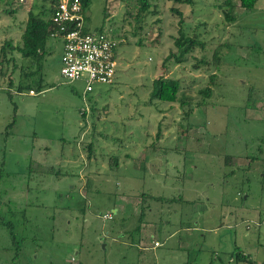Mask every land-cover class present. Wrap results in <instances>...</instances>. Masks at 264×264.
I'll return each mask as SVG.
<instances>
[{
    "label": "rangeland",
    "instance_id": "obj_1",
    "mask_svg": "<svg viewBox=\"0 0 264 264\" xmlns=\"http://www.w3.org/2000/svg\"><path fill=\"white\" fill-rule=\"evenodd\" d=\"M223 1L89 0L85 25L122 40L113 83L82 101L59 38L26 79L34 63L2 47L42 1L0 0V264L264 263V0H231L233 22ZM179 30L202 47L175 62ZM157 77L175 101L149 98Z\"/></svg>",
    "mask_w": 264,
    "mask_h": 264
},
{
    "label": "built area",
    "instance_id": "obj_2",
    "mask_svg": "<svg viewBox=\"0 0 264 264\" xmlns=\"http://www.w3.org/2000/svg\"><path fill=\"white\" fill-rule=\"evenodd\" d=\"M34 0H18L19 3ZM50 7V19L55 25L51 37L61 41L59 74L66 82L82 81V101L96 85H111L115 75V50L122 40L105 29L86 28L80 0H44ZM30 94L33 91H28ZM104 220L110 213L101 215ZM160 243L154 242L153 246Z\"/></svg>",
    "mask_w": 264,
    "mask_h": 264
},
{
    "label": "trees",
    "instance_id": "obj_3",
    "mask_svg": "<svg viewBox=\"0 0 264 264\" xmlns=\"http://www.w3.org/2000/svg\"><path fill=\"white\" fill-rule=\"evenodd\" d=\"M35 2H41L38 11L35 13L32 11V7H30L26 13L25 20L21 26L20 31V43L16 46H12L10 43H3L4 47H8L10 50L15 49L16 52L19 53L20 57L23 59H28L29 62L34 63L36 69L34 71H28V73L23 74V78H30V76L38 73L41 67L42 55L44 53L45 43L48 38H50V34L55 31V25L52 23L50 19V7L44 0H34ZM82 9L88 4L89 0H80ZM172 3H190V0H167ZM33 2V1H32ZM140 7L139 9H144L147 6L146 0H139ZM256 0H238V4L241 8L245 10H250L253 8ZM221 6V5H220ZM233 3L231 0H224L223 7L220 8V12L222 14V18L225 22H233L235 20V15L233 14ZM170 11L175 13L179 17V22L182 21L180 11L171 7ZM56 37V36H55ZM174 47L176 48L177 54L175 55L173 52H170L167 59L172 57L175 62H180L183 56L188 53L193 47L200 46L202 47V43L196 40L194 37H189L184 35L180 30L178 32V37L173 40ZM1 49V48H0ZM3 52V51H2ZM216 52V51H215ZM214 76L210 75L209 83H212V79ZM38 80L41 81L40 75H38ZM35 85V84H34ZM37 88L40 86V82H37ZM35 85V86H36ZM17 91L20 92L22 89H27L28 91H33L28 83H22V80H18L17 82ZM179 90V81L173 78L167 77H157L152 79L151 87L149 90V98L150 99H158L165 101H175L176 94ZM210 91V87L205 86L202 88L199 93L203 96H208ZM183 102V99L180 100ZM81 113V115H83ZM91 144H87V148L90 151ZM89 154V153H88ZM115 158H113V161ZM114 166V164H113ZM158 198V197H155ZM7 228L9 229V234H13L12 227L10 224H7ZM235 257L237 259H241L246 261V257L242 254H236ZM250 263V262H249ZM256 264V263H254ZM264 264V263H262Z\"/></svg>",
    "mask_w": 264,
    "mask_h": 264
},
{
    "label": "crops",
    "instance_id": "obj_4",
    "mask_svg": "<svg viewBox=\"0 0 264 264\" xmlns=\"http://www.w3.org/2000/svg\"><path fill=\"white\" fill-rule=\"evenodd\" d=\"M86 28L87 29H89L87 26H86ZM60 53H61V46H60ZM60 53H59V56H60ZM82 135V134H81ZM154 157H155V159L157 160V158H158V155H153ZM90 157V155L88 154L87 155V158H89ZM113 163H114V166L116 165V163H117V160L115 159L114 161H113ZM112 213H122V212H124V211H122V208H121V204L120 205H117L116 207H114L113 208V210L111 211ZM138 229H139V227H138ZM159 246V245H158ZM157 246V247H158ZM155 247V246H154Z\"/></svg>",
    "mask_w": 264,
    "mask_h": 264
},
{
    "label": "clouds",
    "instance_id": "obj_5",
    "mask_svg": "<svg viewBox=\"0 0 264 264\" xmlns=\"http://www.w3.org/2000/svg\"><path fill=\"white\" fill-rule=\"evenodd\" d=\"M119 45V44H118Z\"/></svg>",
    "mask_w": 264,
    "mask_h": 264
}]
</instances>
